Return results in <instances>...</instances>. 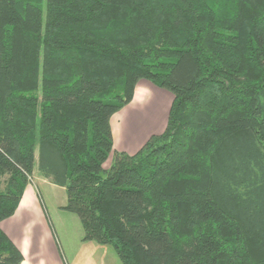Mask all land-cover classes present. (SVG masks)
<instances>
[{
    "label": "trees",
    "instance_id": "obj_1",
    "mask_svg": "<svg viewBox=\"0 0 264 264\" xmlns=\"http://www.w3.org/2000/svg\"><path fill=\"white\" fill-rule=\"evenodd\" d=\"M142 81L173 103L129 154ZM36 170L122 264H264V0H0V223Z\"/></svg>",
    "mask_w": 264,
    "mask_h": 264
},
{
    "label": "rangeland",
    "instance_id": "obj_2",
    "mask_svg": "<svg viewBox=\"0 0 264 264\" xmlns=\"http://www.w3.org/2000/svg\"><path fill=\"white\" fill-rule=\"evenodd\" d=\"M140 85L136 90L135 102L113 117L116 150L120 148L134 152L145 140L161 134L166 128L173 103L172 94L148 81ZM111 163L112 158L105 168L109 169ZM31 186L42 199L64 264H122L111 246L99 245L102 250H98L95 247L99 246L89 245L94 242L83 241L84 230L78 216L59 208V203L67 198L65 188L44 181L37 170Z\"/></svg>",
    "mask_w": 264,
    "mask_h": 264
},
{
    "label": "crops",
    "instance_id": "obj_3",
    "mask_svg": "<svg viewBox=\"0 0 264 264\" xmlns=\"http://www.w3.org/2000/svg\"><path fill=\"white\" fill-rule=\"evenodd\" d=\"M134 100H136V97ZM139 104H141V101ZM111 125L113 126V118ZM148 140L149 138L139 145V147H136L134 152L120 148L118 150L135 154ZM114 148H116L115 137ZM43 180L49 182L48 180ZM66 205L67 198L59 203V208L64 212ZM0 230L22 252L24 256L22 264H64L57 247L54 231L48 222L47 212L44 209L42 199L31 185L26 189L15 215L0 223ZM95 244L89 243V245L99 246ZM95 248L102 250L100 246Z\"/></svg>",
    "mask_w": 264,
    "mask_h": 264
}]
</instances>
